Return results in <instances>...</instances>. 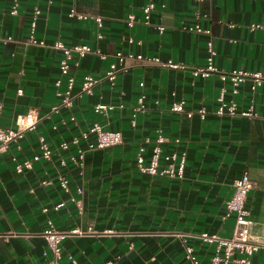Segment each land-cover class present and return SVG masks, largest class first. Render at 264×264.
I'll list each match as a JSON object with an SVG mask.
<instances>
[{
  "label": "crops",
  "instance_id": "crops-1",
  "mask_svg": "<svg viewBox=\"0 0 264 264\" xmlns=\"http://www.w3.org/2000/svg\"><path fill=\"white\" fill-rule=\"evenodd\" d=\"M148 2L154 7L146 24L142 8ZM13 3L0 0V37L14 39H0V127L16 128L17 117L29 113L37 122L0 152V234L4 235L0 264H44L48 256L43 255L47 247L42 232L47 220L58 230L91 229L64 238L62 264H188L179 234L187 237L200 264H206L212 246L189 235L231 236L234 216L222 220L221 215L233 181L244 172L255 182L245 200L255 223L252 235L264 237V85L252 93L246 82L233 97L238 109L253 99L259 117L219 116L214 114L216 98L222 86L230 88L228 81L223 83L214 74L194 76L189 68L144 65L130 59L119 62L113 55L120 51L203 66L206 42L211 39L215 67L260 71L264 76V29L252 28L264 24V0H18L17 13L11 14ZM35 5L40 14L34 38L44 45L19 42L29 36ZM72 6L77 12L99 16L101 26L92 19L71 18ZM129 13L134 15L131 27L125 21ZM195 24L209 28L210 34L188 30ZM158 26H163L162 33ZM56 40L67 46L86 44L106 55L87 53L79 59L78 66L71 68V106L51 111L60 102L55 81L62 80L58 90L66 86L58 69L61 51L52 47ZM110 64L118 69L113 83L105 78ZM85 75L99 79L90 94H80ZM141 93L146 109L136 113L133 126L130 118ZM231 97L226 93V100ZM179 101L186 108L203 107L205 116L195 113L189 118L170 111V105ZM98 103L115 108L95 113L93 106ZM120 103L123 108L117 107ZM94 122L121 132L123 140L86 151L80 173L69 160L76 146L62 150L58 145ZM158 129L166 139L164 151L186 154L181 179L149 176L136 168L139 144L146 137L153 141ZM38 137L52 148L51 160L40 159L30 170L17 173L13 157L31 159L38 151ZM175 138L181 142L175 143ZM79 145L85 148L86 141L80 140ZM145 148L147 162L150 144ZM61 157L67 164L58 168ZM60 172L68 179L67 191L58 184ZM43 180L51 183L42 184ZM71 197L81 201L82 212ZM62 201L65 204L54 210ZM250 264H264L263 250L250 257Z\"/></svg>",
  "mask_w": 264,
  "mask_h": 264
},
{
  "label": "built area",
  "instance_id": "built-area-1",
  "mask_svg": "<svg viewBox=\"0 0 264 264\" xmlns=\"http://www.w3.org/2000/svg\"><path fill=\"white\" fill-rule=\"evenodd\" d=\"M51 2L52 0H48ZM18 0H14L9 12L11 14L17 13ZM154 4L148 2L142 8L144 13L145 23L149 22V14L153 9ZM40 14V9L37 5L33 7L32 14L29 20V36L26 39H21L19 42L24 44H36L44 45L42 41L38 42L34 38L36 23L38 15ZM69 16L71 18H77L80 20L92 19L95 21L97 27L101 26V18L99 16H91L88 14H83L77 12L72 6L69 10ZM126 24L131 27L134 23V15L129 13ZM252 28H262L264 29V24H255ZM163 26H158L160 33L163 31ZM188 30L200 33L210 34L209 28H202L199 24L188 27ZM101 33L98 32L97 37H101ZM3 41H14L13 38L6 36L0 37ZM132 42V38L128 39ZM52 47L56 50L61 51V58L58 62V69L61 76L66 78V86L63 90H58L60 88L62 80L61 78L55 81V86L57 88V96L60 98L58 105L51 108V111H57L60 107H70L72 104L71 90L74 84V75L71 68L77 67L79 64V59L85 54L91 53L99 55L104 58L106 54L102 53L100 50L92 49L86 44H74L67 46L62 41L56 40ZM207 57L206 64L203 66H189L185 63L174 61L171 59L162 60L156 56H145L143 54H133V53H122L120 51L115 52L113 55L123 62L125 59L136 60L144 65H158L164 68L172 69H186L189 68L194 76H202L204 78L210 75H216L223 83L229 82L230 88L222 86L216 98V107L214 109V114L222 116H244L249 118L259 117L258 112L254 108L253 99L250 100L249 105L244 109H238L237 102L234 100V96L239 93V87L249 82V88L252 93H254L258 87L264 85V76L260 71H250L245 69H233L230 71L220 70L213 65V57L216 51L213 46V42L209 39L206 42ZM123 69H126L124 67ZM118 69L114 64H110L109 69L105 73V78L113 83ZM99 82V79L93 78L90 75H85L82 80L80 94H90L92 93L93 87ZM143 86V82L139 83ZM21 89L17 90L20 94ZM226 93L231 94V98L226 100ZM145 95L141 93L133 107V114L130 118L131 125H135V116L137 112H144L146 109L144 103ZM118 108H123L120 103ZM115 106L113 104L98 103L93 106V111L95 113H106L113 110ZM172 112H183L187 117L191 118L195 113L203 118L206 114V110L203 107L192 109L184 107V101L174 102L169 107ZM71 119H74L71 117ZM37 122L36 116L29 113L26 115H19L16 119V128H1L0 127V152L5 150L9 143L22 138L27 130L35 128ZM90 134H93L92 140L89 139ZM80 140L86 141V147L82 148L79 143ZM122 134L116 130H106L98 122H94L86 131H82L79 135L71 138L69 142L62 141L58 145L59 149L67 150L70 144L76 146V151L74 154L69 156V160L79 169L82 173L84 167V157L85 152L95 149H103L112 146H116L122 143ZM166 139L162 135L160 129L157 130L155 139L151 141L149 137L144 138L143 142L139 144L136 152V168L137 170L145 175L158 176V177H169L181 179L183 177L184 167H185V152L177 151L176 149H170L164 151L162 148L163 142ZM175 143H180V138L174 139ZM150 144L151 149L149 152L148 161L145 162L144 154L146 152L145 145ZM52 158V148L47 143L43 137H38V151L32 156L31 159L17 160L13 157L15 161V171L17 173H22L25 170H30L32 164L40 159L51 160ZM59 167H65L67 164L66 159L59 158ZM58 184L61 189L68 190V179L63 173H59L57 176ZM42 184H50V180L41 181ZM233 192L230 199L225 204V209L221 215V219L225 220L230 215L234 216L233 231L231 236L223 237L218 234H210L207 232H200L197 234H190L189 237H194L201 242L212 246V252L208 258L206 264H250V257L263 250L264 252V237H254L252 235V226L255 224L251 217L249 209L245 205L246 195L250 189L255 186V182L249 177L247 172L242 173V175L236 178L233 183ZM78 192H81V188H77ZM71 201L75 204L78 212H82V203L80 200H75L71 197ZM65 202H59L53 206L54 210L61 208ZM43 211H47L44 208ZM91 229L82 230L80 228H75L73 230H58L51 220H47L46 228L42 232V236L46 242L47 249L43 252L44 256H48L44 264H62V247L61 243L67 236L73 234H85L90 232ZM179 237L183 238L184 241V258L188 264H200L197 256L195 254L194 248L186 243L187 237L179 234ZM4 237L0 234V238ZM72 262L75 260L72 256H68ZM106 264H111L107 262Z\"/></svg>",
  "mask_w": 264,
  "mask_h": 264
}]
</instances>
